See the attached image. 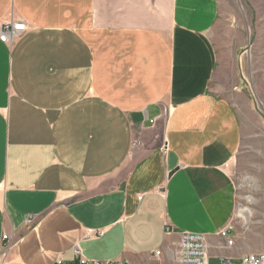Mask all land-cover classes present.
I'll return each instance as SVG.
<instances>
[{"label":"crops","instance_id":"0c3cea01","mask_svg":"<svg viewBox=\"0 0 264 264\" xmlns=\"http://www.w3.org/2000/svg\"><path fill=\"white\" fill-rule=\"evenodd\" d=\"M217 16V0H0V24L25 25L0 41V264L75 246L178 264L183 232L217 256L243 138Z\"/></svg>","mask_w":264,"mask_h":264},{"label":"rangeland","instance_id":"374dc122","mask_svg":"<svg viewBox=\"0 0 264 264\" xmlns=\"http://www.w3.org/2000/svg\"><path fill=\"white\" fill-rule=\"evenodd\" d=\"M217 3L212 38L227 65L226 95L240 111L243 138L231 168L239 210L229 232L234 245L210 247L217 255L210 264H217L219 256L238 261L242 254L264 251V111L259 105L264 107V0Z\"/></svg>","mask_w":264,"mask_h":264},{"label":"built area","instance_id":"2783aa9c","mask_svg":"<svg viewBox=\"0 0 264 264\" xmlns=\"http://www.w3.org/2000/svg\"><path fill=\"white\" fill-rule=\"evenodd\" d=\"M25 30V25L22 22L14 23L12 20L5 21L0 24V41L4 43L10 42L16 35ZM140 198V197H139ZM233 229L232 225H228L224 229L220 230L218 236L222 240L223 247H230L234 245V239L229 235V232ZM169 228L164 229V233L168 234ZM102 231H88L85 237L90 235L101 236ZM7 236L3 235V239ZM159 251H155V255H158ZM74 260L71 262H65L61 258L56 259L52 264H126L119 261H98L88 260L82 257L79 246L73 248ZM178 264H210L208 248L206 243V237L202 233L196 232H183L180 235V241L177 251ZM238 261L233 260L230 257H221L217 264H264V251L251 252L242 254Z\"/></svg>","mask_w":264,"mask_h":264},{"label":"water","instance_id":"95a60500","mask_svg":"<svg viewBox=\"0 0 264 264\" xmlns=\"http://www.w3.org/2000/svg\"><path fill=\"white\" fill-rule=\"evenodd\" d=\"M259 105H260L261 109L264 111V107L261 104H259Z\"/></svg>","mask_w":264,"mask_h":264},{"label":"bare ground","instance_id":"6f19581e","mask_svg":"<svg viewBox=\"0 0 264 264\" xmlns=\"http://www.w3.org/2000/svg\"><path fill=\"white\" fill-rule=\"evenodd\" d=\"M242 211V210H241ZM244 211V210H243Z\"/></svg>","mask_w":264,"mask_h":264}]
</instances>
